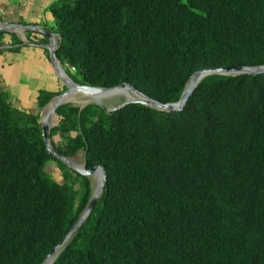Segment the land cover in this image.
Returning <instances> with one entry per match:
<instances>
[{"label":"trees","instance_id":"16d2710c","mask_svg":"<svg viewBox=\"0 0 264 264\" xmlns=\"http://www.w3.org/2000/svg\"><path fill=\"white\" fill-rule=\"evenodd\" d=\"M49 10L58 58L80 84L126 82L172 103L196 71L264 65V0H57ZM5 34L18 52L24 41L0 31V45ZM55 96L41 90L39 112L21 110L0 81V264H43L92 195L71 168L63 183L47 173L50 160L68 168L40 123ZM100 110H56L57 149L83 150L107 180L53 264H264V74L209 75L175 113L131 103L102 120Z\"/></svg>","mask_w":264,"mask_h":264},{"label":"water","instance_id":"95a60500","mask_svg":"<svg viewBox=\"0 0 264 264\" xmlns=\"http://www.w3.org/2000/svg\"><path fill=\"white\" fill-rule=\"evenodd\" d=\"M17 29H22L23 31H34L38 32L44 36H47L49 39L48 44H41V43H32L29 42V44H35V45H41L46 47L49 50V59L50 63L52 65V68L54 69L57 76L62 79L64 82L67 83L68 87L67 89L62 92L57 97L53 98L43 109H46L48 111L47 120L44 121V116L40 117V123L42 128V134L43 138L46 144V150L47 152L63 162L65 165H67L72 170L78 172L79 174L87 177H96L98 175L99 177V183L96 185L95 189L92 191L91 198L88 202V205L86 206L85 210L82 212L76 223L71 227L69 232L65 235L63 240L54 247V249L47 255L45 260L43 261V264H53L57 256L60 254L62 249L68 244V242L76 235L77 231L82 227V225L86 222V220L89 218L91 213L93 212L95 206L97 205L103 189L105 182L107 180V173L103 166L101 165H95L94 167L88 169L86 168V164H78L76 163L71 157L66 156L64 153H62L57 147L52 143L51 138V129L53 126L52 119L54 115H56L57 108L64 104L67 100H65L66 96L72 95L74 93H86L91 94L93 92H99V91H106V90H112L116 88H129L134 94L135 98L132 99H125L120 104L114 106L113 108H107L109 112H114L127 104L131 103H141L143 105L170 112L175 113L182 111L189 100V98L192 96L194 91L196 90L199 83L204 79L205 77L212 75V74H221V75H260L264 74V65H258V66H226V67H209L204 68L199 71H196L193 73L183 92L180 97V99L176 102L172 103H162L156 99H153L152 97L146 95L142 91L135 88L130 83H122L121 85L114 86V87H99V86H90L85 84H80L72 80L64 71V68L58 58L57 51L61 45L62 42V36L59 33L51 32L47 29H42L34 24H28L25 25L23 23H17V22H0V31H16ZM9 45H0V49ZM91 99H93L96 103H101L99 99H97L94 96H89ZM85 105L81 106L80 109H83ZM48 108V109H47ZM54 255L53 260H49L51 256Z\"/></svg>","mask_w":264,"mask_h":264},{"label":"rangeland","instance_id":"374dc122","mask_svg":"<svg viewBox=\"0 0 264 264\" xmlns=\"http://www.w3.org/2000/svg\"><path fill=\"white\" fill-rule=\"evenodd\" d=\"M52 1L53 0H50L49 3H52ZM56 1L57 0H55L54 2ZM49 13H50L49 7L48 10L42 12V14H44L45 17L43 22L44 24H48L49 27L52 28L56 27V19L55 22H52L51 20L52 15ZM11 33H15L19 38L20 36H22L24 39L23 40L24 45L21 47V49L18 52H15V53H19V56L11 54L10 56H8L7 61L6 60H3V62L0 61L1 86L3 91L6 93L8 97V101L12 102L14 106L20 108L21 110L27 109L33 112V109L35 108L32 105L37 107L35 99H36V95L39 94L41 90H46L48 92L54 93L56 94L55 97H57L67 89L68 85L66 82H64L62 79H60L57 76L54 69H52V66H51V71H48L45 70L44 67L40 66V64L36 61L37 58L34 55L37 54L39 50L38 47L35 46V44H29V42L37 43L34 39L31 38L29 39V35H30L29 31H23L22 29H17L16 31H11ZM7 35L8 34H5L3 37L4 42L7 39L6 37H8ZM9 41H11L10 38ZM8 44L10 43L5 42V45ZM29 45H34V46H29ZM2 48L4 49L3 52L9 51L7 50L6 46H3ZM47 55H49V50ZM63 68L65 73L69 77L72 76L76 78V76H74L72 73L74 71L68 69L67 66H63ZM78 80L81 81V79L79 78ZM110 96H114V97L103 98V96H96V98L102 97V99H100L101 103L98 104L94 102L93 99H91L88 95H85L83 93H74L67 98V101L65 103H71L72 105H76L79 107L83 105L86 106L91 104L93 105V108L97 109L100 113L102 112L100 108H102L104 109L105 112L104 115L102 116V120H103L107 118V113L109 112L107 108H113L114 106L120 104L122 101L126 99L121 95H110ZM97 106H99L100 108H98ZM34 111L39 112L38 109ZM46 112H47L46 109H42L40 111V117L41 114L42 116H44ZM60 119L61 116L57 115L56 113V115H54L52 119L53 126L58 125ZM74 134L75 133H73V135ZM52 141L54 142V145H58V146H63V144L65 143L64 138H62L59 133H55V135L52 137ZM84 156H85L84 151L80 150L77 154H75L71 158L78 164H84L85 163ZM46 170L47 173L53 179H56L61 183L65 181L64 179L65 171H68L71 174H73V176H75V174L71 171L69 167L68 168L63 167L56 160H50L48 165L46 166ZM89 179L93 191L96 187L95 184L96 180L93 176L89 177ZM73 182L75 189L81 190L82 179L75 178Z\"/></svg>","mask_w":264,"mask_h":264},{"label":"crops","instance_id":"0c3cea01","mask_svg":"<svg viewBox=\"0 0 264 264\" xmlns=\"http://www.w3.org/2000/svg\"><path fill=\"white\" fill-rule=\"evenodd\" d=\"M55 0L52 1V3ZM50 0H0V22H17V23H27L28 24H34L42 29H47L52 32V27H49L48 24H44V14H42L43 11L48 10L49 5L52 3H49ZM49 14L52 15L50 12ZM50 19V18H49ZM52 22H55V18L52 15ZM40 35V36H39ZM7 39L5 40L6 43L12 42L11 35H7ZM9 38L11 41H9ZM23 37L20 36V39ZM34 39L38 44H45L42 43L41 40L44 38V35L39 34L38 32H32L31 35H29V39ZM9 45V44H8ZM28 45V44H27ZM34 46V45H29ZM38 47L39 52L35 54L34 56L37 58L36 61L40 64V66L44 67L45 70L51 71V63L49 59V55H47L46 50H48L46 47L41 45H35ZM46 52V53H45ZM11 54L18 55L19 53L5 51L0 54V61L3 62V60L7 61L8 56ZM33 56V57H34ZM1 66V65H0ZM53 69V68H52ZM51 74V73H49ZM1 79V78H0ZM1 81V80H0ZM38 95H36V105H37V98ZM37 110V107L32 105Z\"/></svg>","mask_w":264,"mask_h":264},{"label":"bare ground","instance_id":"6f19581e","mask_svg":"<svg viewBox=\"0 0 264 264\" xmlns=\"http://www.w3.org/2000/svg\"><path fill=\"white\" fill-rule=\"evenodd\" d=\"M83 94L88 95V96H94V97H96V96H103V98H105V97H114V96H110V95H121L122 97H124L126 99L135 98V94L129 88H127V87H124V88H116V89L106 90V91L93 92L91 94H86V93H83ZM105 95H108V96H105ZM69 96H66L65 100H67V98ZM97 99L100 100V99H102V97H99ZM47 115H48V111L44 115V121L47 120ZM94 178L96 180L95 181V184L97 185L99 183V177H98V175H96V177H94ZM53 259H54V255L49 258V260H53Z\"/></svg>","mask_w":264,"mask_h":264},{"label":"built area","instance_id":"2783aa9c","mask_svg":"<svg viewBox=\"0 0 264 264\" xmlns=\"http://www.w3.org/2000/svg\"><path fill=\"white\" fill-rule=\"evenodd\" d=\"M70 69H71L72 71H74V70H75V68H74V67H70Z\"/></svg>","mask_w":264,"mask_h":264}]
</instances>
